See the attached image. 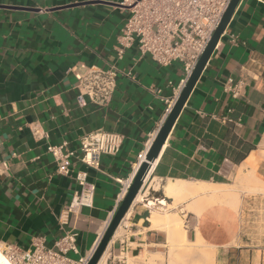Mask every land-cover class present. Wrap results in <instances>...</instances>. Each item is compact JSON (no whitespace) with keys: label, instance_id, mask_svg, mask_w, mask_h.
<instances>
[{"label":"crops","instance_id":"1","mask_svg":"<svg viewBox=\"0 0 264 264\" xmlns=\"http://www.w3.org/2000/svg\"><path fill=\"white\" fill-rule=\"evenodd\" d=\"M127 15L117 0H0L1 253L6 245L30 248L35 238L52 246L65 230L79 233L80 252L72 257L90 253L138 171V155L148 151L180 95L181 63L163 67L135 48L118 59ZM79 64H112L131 76L118 77L107 104L80 102L75 75L67 71ZM229 79L237 95L227 90ZM101 128L120 133L123 143L95 169L82 162L80 145ZM63 143L65 152L75 151L68 175L57 173L48 151ZM152 167L102 264H169L170 236L152 227L155 211L190 223L191 238L199 235L215 249L214 264H233L237 250L241 264H262L261 250L238 243L242 220L233 206L218 202L196 212L189 208L209 193L174 196L166 187L229 186L244 200L256 182L239 180V173L264 180V0L239 1ZM79 171L95 186L93 204L62 226Z\"/></svg>","mask_w":264,"mask_h":264},{"label":"built area","instance_id":"2","mask_svg":"<svg viewBox=\"0 0 264 264\" xmlns=\"http://www.w3.org/2000/svg\"><path fill=\"white\" fill-rule=\"evenodd\" d=\"M230 2L231 0H117L118 5L128 10L115 45L117 57L122 59L128 50L135 48L163 67L179 62L184 69L183 89ZM67 71L75 75L80 90L79 101L83 102L88 97L97 105H105L111 100L120 75L131 76V71L112 64L106 68L79 64ZM232 81L228 80L226 88L237 95ZM122 143L123 136L120 133L97 129L82 137L81 160L87 166L99 169L101 156L117 154ZM66 144L48 146V151L55 158L57 173L63 175L70 173V159L75 155V151H64ZM146 154L147 151L138 155V169L146 160ZM75 181L79 188L60 215L62 226L68 223L71 215L78 214L82 207L93 204L95 186L89 183L88 172L79 171L75 175ZM131 182H127L126 190ZM78 237V232L65 230L52 246L47 245L43 238H35L30 248L6 245L3 255L11 264H88L99 242L90 253L74 258L70 253L80 252Z\"/></svg>","mask_w":264,"mask_h":264},{"label":"rangeland","instance_id":"3","mask_svg":"<svg viewBox=\"0 0 264 264\" xmlns=\"http://www.w3.org/2000/svg\"><path fill=\"white\" fill-rule=\"evenodd\" d=\"M238 178L241 181L253 180L254 182H256V184L253 187H248L247 189H245L247 191H246V196H244L245 197L244 200L241 198L242 197L241 193L238 192L235 187L223 186L219 188V189H226V188L233 189L234 191L233 193L236 194V196H238L237 197L238 204L236 205L237 207L230 204L229 202L225 200H213V198H211L210 195L207 194L205 195L204 198L200 199L199 201L195 203V205L193 206L195 207V209L192 207L190 208L196 211V206L198 204H200L202 207L205 208L207 206H211L212 204L217 203L218 201L220 203H225V204L229 203V205L233 206L234 209H236L240 213L241 220H242V228H241V234H240L242 241L240 242L238 241V243L244 244L248 248L250 247L251 249L261 250L263 254L262 264H264V180L258 177L254 173H251L250 175H244V178H241V177H238ZM194 185H197V184H194ZM206 193H210V192H206ZM170 211L171 210L169 209L168 212ZM161 216L163 217V215ZM167 217H171V216L166 215V217L164 216L163 218H167ZM179 219L180 218H178L177 220ZM180 222L183 223L182 228H181L182 230H180V232L178 233L175 232L174 234L175 237L176 236L180 237L179 241H177L176 239L169 238V241L173 240V242L170 241V254L168 258V263L169 264H199L201 260L203 263L204 260L203 258L201 259V256H200L201 251L207 248V249H210L212 252H214L215 249L211 248L213 246L207 245L204 241L203 242L197 241L199 238H201L199 235L196 239L191 238L192 236L190 234V230H191L190 223H187L186 220L185 222H183L182 219ZM162 229H166V228H162ZM168 233L170 235V231H168ZM188 235L190 238L187 237ZM174 236L173 238H175ZM185 237H187L186 241H185ZM235 243L238 244L237 242ZM247 247H245L244 249H246ZM231 260L233 264H241L242 256L240 255V252H238V250L233 251V253L231 254ZM243 263L248 264L247 260L244 261ZM205 264H210V263L208 262Z\"/></svg>","mask_w":264,"mask_h":264},{"label":"water","instance_id":"4","mask_svg":"<svg viewBox=\"0 0 264 264\" xmlns=\"http://www.w3.org/2000/svg\"><path fill=\"white\" fill-rule=\"evenodd\" d=\"M240 0H231L226 12L224 13L222 20L214 31L204 53L200 57L193 73L189 77L186 85L182 89L180 95L178 96L174 106L171 108L166 120L161 126L157 136L152 142L150 148L146 154V160L140 165L134 179L132 180L125 197L123 198L120 206L116 210L113 218L111 219L101 241L99 242L93 256L91 257L88 264H99L101 258L103 257L115 231L120 226L123 218L125 217L130 206L137 198L139 192L141 191L145 179L148 175L149 169L151 167L150 163H153L158 158L176 120L178 119L185 103L187 102L189 96L191 95L197 81L199 80L203 70L205 69L207 63L209 62L215 48L225 32L232 15L235 11L236 6Z\"/></svg>","mask_w":264,"mask_h":264},{"label":"bare ground","instance_id":"5","mask_svg":"<svg viewBox=\"0 0 264 264\" xmlns=\"http://www.w3.org/2000/svg\"><path fill=\"white\" fill-rule=\"evenodd\" d=\"M150 164H151V167L149 169L147 176H149V174L152 172V168H153L152 166H153L154 162L150 163ZM239 174H240V176H238V177H242L241 176L242 173L240 172ZM147 179H148V177H147ZM219 188L220 187L217 185H210V184H197V185L193 184V185L189 186V185H186L184 183H176V184L170 183V184H168V187H166V192H167V194L174 195V196L183 195V194L197 196V195L202 194V193L210 192L209 195L211 198H213V200H225L234 206H236L238 204V198H237L238 196H236V194L233 193L234 191L232 188H226V189H219ZM142 196H141V194H139L138 197L136 198V200L140 199ZM150 202H152V201H150ZM212 205H214V204H212ZM192 208L195 209V207H192ZM203 208L204 207H202L200 204H198L196 206V212H200ZM163 217L159 213H157L156 211L153 212L152 216L150 217L152 227L153 228L154 227L166 228L168 231H170V235H169L170 238L176 239V238H173V236H174L175 232L178 233V232H180V230H182L181 228H182L183 223L180 222L181 219L177 220V219L171 218V217H167V218H163ZM186 238L187 237H185V241H186ZM170 241L173 242V240H170ZM197 241L203 242V240L201 238H199ZM196 243H198V242H196ZM198 248H199V246H198ZM211 248H213V247H211ZM200 254H201L200 255L201 259L203 258L204 262L202 263V260H201V262H199V264L200 263L205 264L208 262L210 264H214V261H215L214 253L210 249H207V248L203 249ZM103 259H104V257L99 262V264H102ZM0 264H11L8 261V259L3 255V253H1V252H0Z\"/></svg>","mask_w":264,"mask_h":264}]
</instances>
